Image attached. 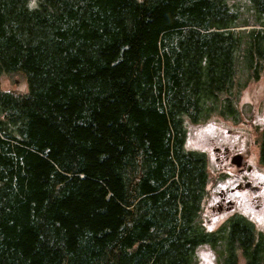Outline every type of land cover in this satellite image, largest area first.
<instances>
[{
	"label": "trees",
	"instance_id": "obj_1",
	"mask_svg": "<svg viewBox=\"0 0 264 264\" xmlns=\"http://www.w3.org/2000/svg\"><path fill=\"white\" fill-rule=\"evenodd\" d=\"M263 77L264 0H0V264H264L186 146Z\"/></svg>",
	"mask_w": 264,
	"mask_h": 264
},
{
	"label": "rangeland",
	"instance_id": "obj_2",
	"mask_svg": "<svg viewBox=\"0 0 264 264\" xmlns=\"http://www.w3.org/2000/svg\"><path fill=\"white\" fill-rule=\"evenodd\" d=\"M1 84L7 91L24 93L27 90L26 81L18 76H4ZM239 109L241 121L237 123L215 116L206 123L190 126L186 146L207 154L215 177L211 196L201 214L207 228L214 230L236 213L264 232V167L257 142L260 129L264 128V77L244 91ZM237 154L244 157L242 168L231 161ZM247 183H251L250 188H246ZM197 259L198 264H218L209 246L197 250Z\"/></svg>",
	"mask_w": 264,
	"mask_h": 264
},
{
	"label": "water",
	"instance_id": "obj_3",
	"mask_svg": "<svg viewBox=\"0 0 264 264\" xmlns=\"http://www.w3.org/2000/svg\"><path fill=\"white\" fill-rule=\"evenodd\" d=\"M232 163L237 166L238 168H242L243 166V161H244V157L243 155L241 154H237V155H234L233 158H232ZM251 187V183H247L246 184V188H250Z\"/></svg>",
	"mask_w": 264,
	"mask_h": 264
},
{
	"label": "flooded vegetation",
	"instance_id": "obj_4",
	"mask_svg": "<svg viewBox=\"0 0 264 264\" xmlns=\"http://www.w3.org/2000/svg\"><path fill=\"white\" fill-rule=\"evenodd\" d=\"M249 170H251V169H249ZM221 208H222V206H221Z\"/></svg>",
	"mask_w": 264,
	"mask_h": 264
}]
</instances>
